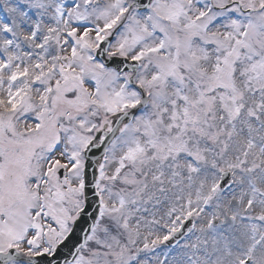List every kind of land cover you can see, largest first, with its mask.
I'll return each instance as SVG.
<instances>
[{
  "label": "snow or ice",
  "instance_id": "obj_1",
  "mask_svg": "<svg viewBox=\"0 0 264 264\" xmlns=\"http://www.w3.org/2000/svg\"><path fill=\"white\" fill-rule=\"evenodd\" d=\"M0 264H264V0H0Z\"/></svg>",
  "mask_w": 264,
  "mask_h": 264
}]
</instances>
